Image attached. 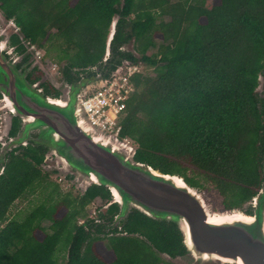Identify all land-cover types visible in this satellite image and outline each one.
<instances>
[{
  "label": "trees",
  "instance_id": "obj_1",
  "mask_svg": "<svg viewBox=\"0 0 264 264\" xmlns=\"http://www.w3.org/2000/svg\"><path fill=\"white\" fill-rule=\"evenodd\" d=\"M206 1L0 0V14L17 29L8 40L13 52L23 54L25 45L45 55L54 50L56 61L65 62L66 83L101 67L115 18L106 75L119 60L153 71L133 76L135 92L125 102L118 139L135 146L137 163L198 191L197 179L211 184L221 198L217 212L249 215L264 162V0H218L208 8ZM129 42L138 57L124 49ZM40 75L33 68L27 80L34 83ZM39 88L43 96L58 97L50 83ZM19 124L10 119L8 137ZM44 153V147L27 144L6 153L0 164V264H171L160 255L184 254L172 224L134 210L120 229L103 230L98 221L109 225L117 206L108 205L109 192L101 186L73 198L48 192L22 217L8 218L15 200L45 189L39 168ZM95 199L106 202L97 223L84 211ZM60 208L65 212L57 218ZM98 242L112 253L109 263L97 253Z\"/></svg>",
  "mask_w": 264,
  "mask_h": 264
},
{
  "label": "water",
  "instance_id": "obj_2",
  "mask_svg": "<svg viewBox=\"0 0 264 264\" xmlns=\"http://www.w3.org/2000/svg\"><path fill=\"white\" fill-rule=\"evenodd\" d=\"M114 24L115 19L105 41L101 69L106 58H110L109 42ZM9 37L0 31V107L11 118L19 119L20 124L14 136L6 140L0 137V164L13 149L27 144L40 145L45 149L44 163L52 156L60 169L81 177L85 189L91 185L107 189L108 205L117 206L107 229H120L129 212L134 210L177 229L185 252L176 259L186 257L201 264H264V162H261L260 188L249 202L251 213L230 211L251 220L208 223L207 207L196 189L177 176L165 175L135 162L131 147L126 145L124 149L122 142L85 125L78 98L102 86L106 72L80 77L74 83L64 82L56 99L43 96L38 88L41 81L27 80V62L17 64L9 58L13 51V47L6 49ZM26 55L24 52L23 57ZM32 133L34 136L29 139Z\"/></svg>",
  "mask_w": 264,
  "mask_h": 264
},
{
  "label": "rangeland",
  "instance_id": "obj_3",
  "mask_svg": "<svg viewBox=\"0 0 264 264\" xmlns=\"http://www.w3.org/2000/svg\"><path fill=\"white\" fill-rule=\"evenodd\" d=\"M74 2L75 0H70V4H73ZM217 2L218 0H207L205 2V6L208 8L211 5L216 4ZM0 31L4 33L5 37H9L10 35L17 33V29L14 27L12 22L5 21L3 17L1 16V14H0ZM155 43H159V36L157 35L155 36ZM131 44H132L131 42L125 44L124 45L125 50L132 53L135 57H138L133 52L131 48ZM6 45H7L6 49L11 48L8 46V40H7ZM44 46H46V44ZM153 52H154V49H150L148 51L149 54ZM25 53H27V56H28L27 61H26L27 62L26 67L29 69L27 70L28 73L30 74L32 72V69L36 68V70L41 73L40 78L37 79L36 81L38 82L41 81V84L43 82L50 83L58 91L60 95L62 85L64 84L63 78L61 77V71L64 67L65 62L56 61L54 50H50L48 55H45L43 49H40L34 46L25 45ZM23 54L21 55L15 54L12 51L11 54L9 55V58L11 60H16L17 64H21L20 59L23 57ZM142 73L145 76L153 75L152 68L146 67L145 65H143ZM259 90H260V87L257 88V91ZM10 118L11 116L8 114V112L5 109H1L0 107V137L2 140H6L8 138V136L4 137V133L8 131V128L10 125ZM33 136H34V133L31 134V137L29 139H31ZM118 141L122 143L124 142L125 145H127L128 147H131L133 150L135 148V146L127 139L123 141H120L118 139ZM48 160L49 161H47L46 163L42 162V164L39 166L41 173L46 175L47 183L45 184V189L41 191L39 187H37L33 189L32 191L24 194L20 199L15 200L9 209V212L7 215L8 218L22 217L23 214H25L31 208L39 204V202L43 199L44 195L48 192L49 193L51 192L55 195L57 194L56 193L57 191L58 193H60V195L68 194L70 198L78 197L83 193L86 186L84 184V180L81 177L74 176L68 170L64 171L60 169V165L53 162L54 158L52 156H49ZM197 180L199 184L202 186L201 190L200 191L197 190V191L201 194L202 200L204 201V204L206 205L207 209L210 212L219 211L220 204H221L220 203L221 198L219 197L217 192L213 189V186L207 182L202 181L201 179H197ZM55 188L56 190H54ZM105 203L106 202L101 201L99 199L93 200L89 205L85 207L84 211H85L86 217L95 220L96 214L101 209L104 208ZM64 212L65 210L63 208H60L58 212L56 213V217L57 218L60 217L61 215L64 214ZM239 212L243 213V211H240V210ZM82 221H83L82 219H78L77 223L80 224L82 223ZM96 221L97 220H95V222ZM98 223H100V225L103 226V230L107 229L106 224L104 225L99 221ZM48 224H49L48 222L44 221L41 224V226L43 228H46ZM39 237H41L40 234H39ZM105 246H106L105 242H98L95 244V249L97 253L103 258V260L106 263H109L112 260L113 256H112V253L108 249H106ZM160 259H162L164 262L171 263V264H201V263H195L186 257L170 259L164 255H160Z\"/></svg>",
  "mask_w": 264,
  "mask_h": 264
},
{
  "label": "built area",
  "instance_id": "obj_4",
  "mask_svg": "<svg viewBox=\"0 0 264 264\" xmlns=\"http://www.w3.org/2000/svg\"><path fill=\"white\" fill-rule=\"evenodd\" d=\"M142 68L143 64L140 62L124 61L105 75L102 86L93 88L78 98V108L86 126L118 140L119 122L125 102L135 92L132 78L137 74L143 75ZM114 71L116 72L113 74Z\"/></svg>",
  "mask_w": 264,
  "mask_h": 264
},
{
  "label": "bare ground",
  "instance_id": "obj_5",
  "mask_svg": "<svg viewBox=\"0 0 264 264\" xmlns=\"http://www.w3.org/2000/svg\"><path fill=\"white\" fill-rule=\"evenodd\" d=\"M56 104H60V103L58 102ZM120 145H121L122 148H124V149L126 148V145L124 143H122ZM91 180L94 181L93 179H91ZM175 182L178 185H181L179 181H175ZM205 210H206V213H207V221H208V223L220 224V223H223V222L232 221L234 219L241 220V221H246V222L251 220V218H249L246 215L236 214V213H232L230 211L229 212H210L207 209H205ZM231 214H235V215L231 216ZM237 264H240V263L237 262Z\"/></svg>",
  "mask_w": 264,
  "mask_h": 264
},
{
  "label": "flooded vegetation",
  "instance_id": "obj_6",
  "mask_svg": "<svg viewBox=\"0 0 264 264\" xmlns=\"http://www.w3.org/2000/svg\"><path fill=\"white\" fill-rule=\"evenodd\" d=\"M125 49V48H124ZM120 51H123L121 48H120ZM109 58V56L106 58V60ZM117 58H115V60H116ZM120 61H122V60H119L118 62H120ZM109 64L110 63H108L107 64V62H105V64L103 65V67H102V69H101V67L100 68H97V69H95L94 70V74H92V75H95L96 73H98V72H100V73H104L106 70H104L106 67H108L109 66ZM90 76V75H89Z\"/></svg>",
  "mask_w": 264,
  "mask_h": 264
}]
</instances>
